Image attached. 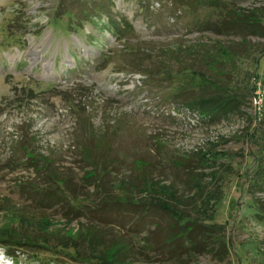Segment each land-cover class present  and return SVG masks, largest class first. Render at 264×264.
<instances>
[{"label":"rangeland","instance_id":"374dc122","mask_svg":"<svg viewBox=\"0 0 264 264\" xmlns=\"http://www.w3.org/2000/svg\"><path fill=\"white\" fill-rule=\"evenodd\" d=\"M202 2L0 0V235L23 244H0V264H96L81 240L57 246L84 228L125 243L127 264H264V34L229 23L264 31V0ZM208 78L240 97L238 113L209 122L187 107ZM141 177L220 226L225 253L172 255V218L153 208L139 221L96 210L144 203Z\"/></svg>","mask_w":264,"mask_h":264},{"label":"trees","instance_id":"16d2710c","mask_svg":"<svg viewBox=\"0 0 264 264\" xmlns=\"http://www.w3.org/2000/svg\"><path fill=\"white\" fill-rule=\"evenodd\" d=\"M191 3L192 2H188V6H191ZM202 4L210 8H219L221 6L218 0H209L207 4L206 2H202ZM236 18L238 21L229 22L233 24V29L242 31L243 28H249V31H262L261 33L264 34L260 22H258L255 17H252V19H250L249 16H245L243 17L245 18L244 20L240 16L236 15ZM225 29L230 28L228 26H225ZM189 69L190 67H187V69H182L181 71L187 73L188 71H190ZM207 84L209 85V87L215 85V88L211 89L210 94L196 96L187 100V107L203 114V116L209 122L224 119L227 116L236 114L240 111L239 109L242 105V100L237 94L228 93L227 91H225L226 89L224 87L218 86L216 82L211 78L204 79V85ZM252 89L254 92V88ZM137 181L136 191L141 192L143 194V198H146L144 203H134L127 200H125V202L116 201L109 203L104 200L102 201L100 208L96 210L101 212V210L106 208V204H117V209L120 211L124 210L128 212V208H132V214H134V217L139 221L146 218L147 214L153 208V210L157 212L169 214L171 216L170 220L172 218L170 231L168 233L165 232V236L164 238H162L163 240H161V246H169V251L172 252V255L178 256L180 253H176L177 250L185 251V255H189L190 253L195 252H207L209 254H212L213 251L216 252L217 250H221L220 253L222 254L225 253L226 243L224 242L222 228H220V226L206 225L201 222L191 220L187 215H183L182 211L178 209L180 204L176 192L171 187L165 186L161 184V182L150 181L148 178L144 177L139 178ZM193 183L195 185V189L198 190L197 194H200L201 187L198 186L196 182ZM151 223L154 224V229L149 226L150 237L155 232L159 231L157 224L154 222ZM43 224L46 223L44 222ZM46 228L47 225L43 228V234L48 235L51 232H48ZM96 231V229L92 228H84L73 232H71V230L62 231L60 236L62 242L58 243L57 246L60 250H64L67 248L76 249L75 246L70 245L69 243L81 240V242L85 244V248L87 250L86 256L90 255L91 259H93L96 264H127L128 258L126 254L128 248L125 243H121L119 241L101 243L94 238ZM45 238L46 237H43V240L41 241L44 245L47 244ZM0 244L11 245L7 248L14 247L17 249L14 251L17 252L20 251L23 246V244L20 243L19 239L11 238L3 233H1L0 235ZM185 244H187L188 246L184 247ZM25 245L29 244L27 243ZM95 248H99V250H96V253L94 251ZM89 251L90 253H88ZM12 253L5 252L7 257L13 259ZM18 255H20L19 252ZM18 255L15 256V258H18ZM75 255H77L76 252ZM178 258L176 257L175 259L178 260ZM33 263L39 264L37 260H34Z\"/></svg>","mask_w":264,"mask_h":264},{"label":"built area","instance_id":"2783aa9c","mask_svg":"<svg viewBox=\"0 0 264 264\" xmlns=\"http://www.w3.org/2000/svg\"><path fill=\"white\" fill-rule=\"evenodd\" d=\"M251 101H252L253 104H256V105H258L260 103V101H261V93H260V91L255 90V93L253 94V97H252Z\"/></svg>","mask_w":264,"mask_h":264}]
</instances>
